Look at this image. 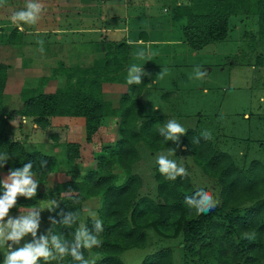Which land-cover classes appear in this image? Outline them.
I'll use <instances>...</instances> for the list:
<instances>
[{
	"label": "trees",
	"instance_id": "1",
	"mask_svg": "<svg viewBox=\"0 0 264 264\" xmlns=\"http://www.w3.org/2000/svg\"><path fill=\"white\" fill-rule=\"evenodd\" d=\"M173 15L185 19L181 35L192 51L224 41L231 17L254 16L257 39L253 46L262 53L255 56L252 65L264 68V0H181L174 5ZM94 50L104 55L90 67L66 68L57 62L55 67L40 71L42 76L34 88L24 85L25 76L21 72L8 71V67L0 64V155L7 154L11 170L31 162L34 179L39 185L33 198L18 197L9 213L28 212L40 200L52 198L59 206L50 212V217L59 221L62 217L58 214L62 211L81 217L83 202L97 198L96 214L104 230L99 234L101 245L89 249L99 257L95 264H122L119 259L122 252L145 246L144 230L148 228L164 239L180 234L184 251L192 257L188 264H264V166L252 161L248 168L238 169L228 155L213 151L205 139L188 131L183 137V152L192 158L203 175L219 186V204L207 214L197 215L185 204V196L201 189L212 195L211 191L194 188L188 176L169 181L158 172V166L152 178L153 195L139 196L141 181L131 172L138 158L136 146L142 143L152 154L166 147L168 141H164L156 129L160 117L147 119L148 116L142 114L143 106L138 97L147 84L144 76H141L142 83L127 85L117 109L102 99V84H126L127 46L97 43ZM232 65L239 63L232 62ZM17 78H23L18 90L21 108L4 114V91L12 92V83L16 84ZM58 78H63L62 86L52 93L41 92L44 84ZM17 117L31 118L33 125L42 131L49 128V118H81L87 144L106 120L116 118L117 138L114 144L102 147L96 167L82 178H78L76 172L65 171L67 179L46 190L54 158L26 151L22 143L9 140L8 122ZM46 133L47 140L57 142L56 135ZM78 150L77 143L65 144V161L71 163L77 159ZM41 161H46L45 167H41ZM69 189L71 196L66 195ZM3 191L0 181V195ZM247 204L249 206L245 207ZM94 222L87 219L83 224L91 229ZM77 224L71 228L60 224L50 227L71 241ZM243 233L254 234V239L242 238ZM82 251L88 258V250ZM38 264L45 262L41 260ZM64 264L78 262L68 256ZM140 264H171V252L161 248L144 256Z\"/></svg>",
	"mask_w": 264,
	"mask_h": 264
},
{
	"label": "rangeland",
	"instance_id": "2",
	"mask_svg": "<svg viewBox=\"0 0 264 264\" xmlns=\"http://www.w3.org/2000/svg\"><path fill=\"white\" fill-rule=\"evenodd\" d=\"M63 1L65 0H38L43 5L40 19L35 24H26L13 23L10 17L15 11L25 8L28 0H0V28L7 27V29L1 30L8 31L13 27L19 26L22 28L23 34H28V36L26 35L23 38V42H27L28 40L33 41L31 47L25 51L22 50L23 45L20 44H16L13 49L15 52L17 51L18 57L21 60L20 63L24 65L23 68L29 65L51 68L57 61L63 62L67 67H84L89 65L93 59L91 54L94 52V49L90 45V41H95L96 39L92 40L90 36L98 35L95 31L92 32L94 35L92 33H83L80 36L73 33L70 35L72 37L70 42L65 39L64 42H58V45L54 46L51 45L50 40L48 42V39L54 37L52 35L53 31L70 29V31L75 32L79 27H86L88 24L95 25L93 21L90 22L91 17L87 16V13L85 14L86 16L83 15L81 18L77 17V14L75 15L74 12L73 16L67 14L61 19L58 17L52 20L53 17H50V15L57 13L59 9L57 5L64 4ZM101 1L81 0V3L87 6L93 2L94 6L99 10ZM180 1L128 0L126 5H129L133 11H130L128 8L124 9L125 4L123 1H114L113 4H107V10L104 13H106L105 16H114L115 19L107 20L103 26L110 28L121 25L124 29H127L129 25L131 31H136L135 27L138 23L134 22V25L130 24V22L136 21V17L137 19H141L144 16H150L149 18L153 21H157V17L169 19L173 15L174 5ZM130 12H133V14H130ZM95 18L97 16L94 15L93 20ZM95 21L98 22L99 26L100 21ZM172 21L173 19H170L167 25H171L173 31L165 34L161 39H171L173 43H177L175 42L174 34L180 25L185 23V19L178 18L176 21ZM142 30L141 27H138V31ZM152 30L151 36L156 37L157 33L155 30ZM50 32L53 33L50 34ZM67 35L69 36V34ZM256 39L255 17L233 16L228 21L227 37L224 41L208 45L198 51H182L180 49L177 52V56L171 58L174 62L176 61L179 67L174 68V72L170 75L162 77L158 85L159 88H171L172 85L170 83L177 76L175 83L177 85V97L173 103L175 109L172 112H161L162 114L159 112L161 116L157 117H160V122L156 129L160 130L169 120L174 119L186 129V132H193L198 138L205 139L213 151L228 155L236 168L246 169L252 161H257L260 165L264 166V68L252 65L255 56L258 53H262V50L253 46ZM38 40L43 41V52L39 51L40 45L37 44ZM65 44L68 46L64 47ZM232 62L239 63V65H232ZM0 63L15 67V65H11L3 59L0 60ZM197 69L204 74L197 76ZM38 74L41 75V72H36V75ZM168 76L170 77L169 82ZM24 78V85L28 88L37 86V78ZM22 79L17 78V80L15 79L16 84L13 85L12 83V94L18 93L23 83ZM57 81L58 84H62L63 78H58ZM54 84L48 85L47 90L52 91L55 87ZM4 97L6 110L17 109V106L20 107L17 99L8 100L7 102V95ZM155 103L159 107L162 103L158 98L157 86L154 87V91L149 95L146 107L150 108ZM147 112H150V109ZM145 118L148 119L150 117ZM14 120L16 122L12 124V129L18 132L21 137L22 134H32L30 133L31 126L29 122L25 125H29V130L27 131L28 128L26 127L22 131L21 124L18 121L19 117ZM116 120H106L92 136L91 142L88 144L84 141L82 120H80V126L79 124H75L76 126L73 128H69L66 124L65 127L68 126V131L63 129L61 123L53 122L54 127H50L49 129L55 131L53 135L59 138L58 142L46 140L45 132L39 129L36 130L35 136L37 138L33 139L28 145L24 144V146L27 151H37L54 158V165L48 176L45 189L49 190L60 180L64 179V177L67 179L65 171L76 172L78 178H82L88 170L94 169L102 147L114 144L117 138L115 133ZM204 132L209 133L207 138L202 135ZM183 137L184 135L179 137V146L176 143L168 141L166 147L152 154L149 153V150L142 143H138L136 146L138 158L131 166V172L136 174L141 181L139 196L153 195L155 183L152 178L155 173L154 169L158 166L156 159L160 154L168 155L169 149H175V154L170 155L169 158L175 160L178 166H182L187 170V176L194 188L210 190L218 205L220 202V198L218 197L219 186L216 182L203 175L194 165L192 158L184 154L185 145ZM64 143H77L79 145V156L71 163L65 161L64 149L62 148ZM4 167H9V169H5ZM10 167L11 161L8 159L4 166L0 168V180L2 182L9 174ZM262 196L264 197V194ZM51 199L40 200L37 203L36 208L44 209L40 212V225L37 230L38 237L45 234L47 229L50 228V212L47 210L46 205ZM246 206H249V204ZM98 208L99 202L97 198H92L91 201H88L84 205L86 212L82 213V216L79 217L77 227L87 219L94 221L98 219L96 214ZM242 208H244L243 205L241 206ZM90 212H95L96 215L92 216ZM25 213L27 212L9 213V215L15 217ZM144 233L146 234L145 246L140 249H130L122 252L119 255L122 264H140L144 256L151 255L161 248L170 250L171 264H188L190 258H192L184 251L183 238L180 234L175 238L164 239L149 228L145 229ZM31 239L30 235L25 236L21 240L20 245L14 247L22 246ZM87 250L88 259L95 260L96 262L99 257L90 252L89 249ZM6 254L7 246L0 245V264H3ZM193 262L194 260H192ZM50 263L64 264V259L62 261H50Z\"/></svg>",
	"mask_w": 264,
	"mask_h": 264
},
{
	"label": "crops",
	"instance_id": "3",
	"mask_svg": "<svg viewBox=\"0 0 264 264\" xmlns=\"http://www.w3.org/2000/svg\"><path fill=\"white\" fill-rule=\"evenodd\" d=\"M65 1H63L64 4H58L57 5L59 7V9L57 10V13H56L57 15L50 13L51 14L50 17H53L52 20H55L58 17L61 19L67 14H71L73 16L74 12H75V15L77 14V17L81 18L83 15H85L87 13V16L91 17L90 22L93 21V23H95V25L88 24L86 27H79V29H77V31H75V32L70 31V29H68V30L63 29L61 31L51 30L54 33L50 32V34L53 33L52 35H54V37L51 39H48V42L50 40V43L52 46L58 45V42H64L65 39H67V41L70 42V39L72 38L70 35L73 33L79 34L81 36L83 33L90 34L93 31H95L96 34H98L96 36H90L92 38V40L96 39L95 41H90V45L92 46L93 49H94L95 44H97V43H111L113 45L124 43L127 46L126 84H116V83L102 84L101 85L102 99L104 101L109 102L113 109L118 108V101H119L120 96L122 94L126 93V91H127V85H128L127 79H128L129 69L133 64H135L137 67L142 68L141 71L143 73H145V75H142V76L145 77V80L147 83L146 86L143 88L142 92L140 93L139 97H138V100L140 101V103L143 106L142 114L144 116H148V117H155V116L157 117V116H161V114H162L161 112H166V111L172 112V110L175 109V105L173 103L177 97V94H176L177 85L175 84L177 76H176L175 80L174 81L172 80V82L170 83L172 85L171 88H159L158 87L159 81L162 79V77H165V76L173 73L174 68L179 67V65L176 63V61L174 62V60H172L171 58L176 57L177 52L180 51V49L182 51L183 50H190V49L184 43V40H183L182 35H181V28H182L183 24L180 25V27L178 28L177 31H175V34H174V39H176L175 42H177V43H173L171 41V39L162 40L161 38L164 37L165 34L171 33L173 31L171 29V25H167L169 20L173 19L172 22H174V20L176 21L180 17H175L174 15H171V18H169V19L157 17V21H153L151 18H149L150 16H144V18H141V19H137V17H136L135 18L136 21H133V22L129 21L131 25L132 24L134 25V22L138 23V25L135 27L137 29V30L135 29L136 31H134V30L131 31V28L129 25L127 26V29H124L121 25L112 26L113 28L112 27L108 28V27L103 26L104 22L106 23L107 20H114L115 17L110 16V15L105 16L106 13H104V12L107 10V4H113L114 1H117V2L123 1V3L125 4L124 9L128 8V9H130V11L131 10L133 11V9L131 7H129V5L128 6L126 5L128 0L127 1L126 0H102L100 2L101 6H100L99 10L96 6H94L93 2H92V4L85 6L81 3V0H79V1L78 0H65ZM66 9L69 12H67ZM73 9H75V10L73 12H71ZM163 10H165V9H163ZM58 11H61V12H58ZM130 14H133V12H130ZM94 15L97 16V18H95L93 20ZM134 17H135V15H134ZM95 20L100 21L99 26L97 24L98 22H96ZM138 27H141L143 30L138 31ZM1 29H7V27L0 28V60L3 59L4 61L9 62L11 65L12 64L15 65V67H13V66L11 67L7 64L0 63L4 66L8 67L9 68L8 71L21 72V74L24 75L28 79H30V78H37L38 79L40 76H42V74L36 75V72H40L42 70L49 69V68H42L40 66L35 67L37 65H35V66L29 65L28 67L25 66L23 68L24 65H22L23 63L22 64L20 63L21 60L18 57L17 51L15 52L13 49H14L16 44H20V45H23L22 50L25 51L31 47V44L33 41L28 40L27 42H23V38L26 35L28 36V34H23V32L21 31L22 28L19 26L13 27L11 30L9 29L8 31L7 30L2 31ZM151 30L152 31L155 30V32L157 33L156 37L151 36ZM67 34H69V36ZM92 35H94V34L92 33ZM65 46H68V45L65 44L64 47ZM190 51H192V50H190ZM139 52L144 53L143 59L137 58V53H139ZM91 55H92L93 59L90 61L89 65L84 66V67H80V68L90 67L95 60L101 59L104 54L102 52H97L94 50V52ZM24 56H26V55H24ZM61 63H63V62H61ZM16 64H18V65H16ZM55 65L53 67H55ZM63 65L66 68H73V67H67V65H65L64 63H63ZM53 67H51V68H53ZM74 67H79V66H74ZM8 71H7V73H8ZM169 81H170V77H169L168 82ZM51 83H55L54 84L55 87L53 88L52 91H49V90H47V87ZM60 86H61V84H58L57 80L48 81L46 84H44L41 87V92L52 93L56 88H58ZM156 86H157L158 98L160 99V102H162V103L160 104V107L156 106V103H155V104L151 105L152 107L147 108L146 104L148 102L149 95L152 94V92L154 91V87H156ZM174 91H175V93H174ZM6 95H7V102H8V100L10 101L13 99L14 100L17 99L19 101L17 103L20 104V107L17 106L16 107L17 109L6 110L5 109V97H4ZM20 108H21V102H20V98L18 96V93L12 94V92L4 91V94H3V113L7 114L10 111L19 110ZM149 109H150V112H147V110H149ZM23 118L24 117H19V120H18L19 123L21 124V130L23 131L27 127L28 128L27 131H28L29 125L28 126H25V125L27 124V122H29L30 126H31V132L30 133H32V134H30V135L22 134V137H21L18 132H15L12 129V124L16 122V120H13L11 122H8L7 135H8V138L10 141H14V142L16 141V142L22 143L23 149L27 151L24 144L28 145L33 141V139L37 138V136H35V134L37 133L36 130H38V128H36L33 125L31 118L27 117L26 122ZM110 119L114 120L116 118H110ZM80 120H82V122H83V119H81V118L52 117V118L48 119V122H49V128L54 127V125L52 123L55 122V123H61V125L63 126V129L68 131V126H69V128H73L74 126H76L75 124H79V126H80V124H81ZM66 124L68 125L67 127H65ZM49 128L46 131H42L40 129L39 130L42 132H45V134H47L46 132H48V131L51 132L52 134H55L54 133L55 131H52ZM56 128L58 129V127H56ZM71 131H74V130H71ZM71 134H73V132H71ZM42 139H43V137H42ZM48 141H51V140H48ZM58 141H59V138L57 137V142ZM64 147H65V143L62 145L63 149H64ZM31 152H37V151H31ZM4 168L8 169L6 167H4ZM65 180H66V178L64 177V179L60 180L58 183L63 182ZM0 181L2 183V180H0ZM91 199L92 198L83 202L82 208H81L82 213L86 212L84 209V205L88 201H91ZM92 201H94V200H92Z\"/></svg>",
	"mask_w": 264,
	"mask_h": 264
},
{
	"label": "clouds",
	"instance_id": "4",
	"mask_svg": "<svg viewBox=\"0 0 264 264\" xmlns=\"http://www.w3.org/2000/svg\"><path fill=\"white\" fill-rule=\"evenodd\" d=\"M42 11L43 5L38 0H28L25 8L15 11L10 19L13 23L35 24L40 19ZM37 44L40 45L39 51L43 52V41L38 40ZM137 58L143 59L144 53H137ZM141 69L135 64L130 67L127 79L129 85L142 83L141 76L145 73ZM203 74L197 69V76ZM23 119L25 122L27 121V117ZM159 133L164 141H171L179 146V137L185 135L186 129L173 119L160 128ZM202 135L207 138L209 133L204 132ZM195 142H198V140ZM174 154L175 149H169L168 155L160 154L156 159L158 172L169 181H175L177 177L188 175L184 167L178 166L175 160L169 158L170 155ZM8 158L7 154L0 155V167L4 166ZM45 166L46 161H41V167ZM32 167V163L28 162L21 168L9 170V174L2 182L4 191L0 195V245L7 246V254L3 259V264H38L41 260L45 264H49L50 261H62L68 256L78 264H95V260H90L84 256L82 249H92L101 245L99 234L104 229L103 222L100 219L95 220L91 229L80 223L72 234L73 238L69 241L62 234L55 233L52 227L48 228L45 234L37 236L40 225V212L44 209L33 207L25 214L15 217L9 215L10 210L16 206L18 197L31 199L36 195L39 185L34 179ZM66 195L71 196L72 190L69 189ZM184 202L197 215L207 214L217 206V201L213 196L202 189L195 192L194 195L185 196ZM58 206L55 199L49 200L46 205L49 212ZM58 215L62 217L59 221L55 217H49L52 225L60 224L66 228H71L79 220L78 214L74 212L62 211ZM90 215L95 216L96 214L90 212ZM28 235L32 238L29 242L14 247L20 245L21 240ZM242 238L252 240L254 234L243 233Z\"/></svg>",
	"mask_w": 264,
	"mask_h": 264
}]
</instances>
